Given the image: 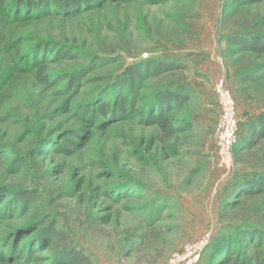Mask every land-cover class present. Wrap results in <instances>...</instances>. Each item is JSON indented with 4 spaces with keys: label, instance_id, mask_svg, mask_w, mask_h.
I'll return each instance as SVG.
<instances>
[{
    "label": "rangeland",
    "instance_id": "374dc122",
    "mask_svg": "<svg viewBox=\"0 0 264 264\" xmlns=\"http://www.w3.org/2000/svg\"><path fill=\"white\" fill-rule=\"evenodd\" d=\"M11 2L0 0V69L6 71L0 75V191L30 192L35 199L23 205L0 194V264H56L59 251L71 248L91 264H166L187 243L206 238V249L228 229L239 241V227L264 229V195L235 207L228 202L232 185L252 167L233 155L229 172L220 167L214 138V85L221 75L238 133L264 115V78L243 84L240 77L244 65L262 64L264 56L235 54L224 39L244 23L264 34V1L241 7H226V0L115 1L34 21H11ZM41 43L75 49L74 59L28 58ZM109 53L114 60L89 65L91 56ZM149 59H174L181 68L138 81L134 115L101 126L77 116V107L104 89L106 77ZM15 64L27 72L17 78ZM64 74L80 77L78 87L58 83ZM164 87L189 96L180 111L169 112L171 137L147 124L158 116L155 102ZM117 92L106 104L128 88ZM21 157L24 164L16 166ZM151 213L154 225L146 227ZM51 222L58 238L39 246V232ZM254 252L246 251L249 257ZM208 253L200 264H208Z\"/></svg>",
    "mask_w": 264,
    "mask_h": 264
},
{
    "label": "trees",
    "instance_id": "16d2710c",
    "mask_svg": "<svg viewBox=\"0 0 264 264\" xmlns=\"http://www.w3.org/2000/svg\"><path fill=\"white\" fill-rule=\"evenodd\" d=\"M115 1L123 3L141 1L150 5H156L177 0H12L9 14L11 16V21H34L47 15L66 17L81 12L99 10ZM263 1L264 0H226V7H228L229 4L235 7L254 5ZM2 17L4 20L6 15ZM238 27L240 28L239 30L224 37L227 44L237 50L234 53H249L257 57H263L264 34L260 33L257 25L252 27L244 23ZM56 46L58 45L41 43L37 45V47L35 46L33 49L29 50L27 57H42L41 63L45 61L43 60L45 58H48L49 61L52 58L58 59L61 56L71 60L74 59L72 53L76 51L75 49H70L67 46L60 48ZM107 60H114V58L111 54L109 56H91L89 65H98ZM21 63L23 66L28 64L26 60ZM178 63L179 62L174 59H158V61L149 59L135 65L127 66L122 73L117 74L113 78H111V76L106 77L104 89H102L89 103L79 105L76 111L77 116L87 123L101 126V124H105L109 120L116 121L117 119H124L134 115V104L131 100L138 81L144 76L158 75L159 77L162 74L176 71L181 68V65H178ZM243 68L240 76L243 84L252 83L258 81V79L264 78V63L258 65L247 64L244 65ZM11 70L17 74V78L27 72V69L22 66H17L16 64ZM5 72L6 71L3 69H0V75L5 74ZM8 72L11 73L10 71ZM42 72L43 68L38 69L36 73L37 78L40 77ZM78 78L80 77L76 74H64L58 77V83L69 81L67 88H77L78 85L76 86L75 83H77ZM125 87L128 88L126 96H122L106 104L105 99H108L109 95ZM118 94H120V92H117V95ZM129 97L130 99H128ZM188 101L189 96L187 94L172 87H164L162 90L158 91V101L155 102L158 104V116L150 117L147 124L158 125V129L163 131L166 137H171L175 131L172 127V116L169 115V112L180 111ZM42 142L41 140L37 142L34 151L35 154L38 153V155H40L42 148L40 145ZM66 146H68V144L65 145V148H67ZM255 148H257V154L250 157V152ZM232 155L235 157L236 162L245 163L246 165L249 164L248 166L252 167L253 170L250 174L242 175L241 178L232 185L229 191L228 202L231 207H235L239 205L242 199H255L264 195V115H258L244 125L242 133H238L237 142L232 149ZM24 162L25 159L21 157L16 161V166H22ZM0 194H3L5 199H11L23 205H29L31 201L35 199L33 193L25 191L14 193L1 190ZM119 197H122V195L120 194ZM23 205L21 209L24 207ZM242 215L245 216L246 214L243 213ZM153 218L154 215L151 213L146 227L154 225L155 221H152ZM39 223L37 227L44 224L42 221L40 225ZM237 231V236H241L243 241H239L228 229L225 234L213 240L212 243L206 247L203 256L206 252H209L208 264H264V250L262 252L259 250L264 243V229L247 226L239 227ZM133 233L134 231H132L126 239L127 245L128 242H132L130 239ZM144 237L138 238L139 240H143ZM56 238H58L57 229L51 222L39 232L37 244L40 246L48 239L56 241ZM250 248L255 250L252 257H249L246 253ZM126 252V254H130L131 252L128 247L126 248ZM58 255L56 264H91L88 257L84 256L82 252L72 248L68 250L61 249Z\"/></svg>",
    "mask_w": 264,
    "mask_h": 264
},
{
    "label": "built area",
    "instance_id": "2783aa9c",
    "mask_svg": "<svg viewBox=\"0 0 264 264\" xmlns=\"http://www.w3.org/2000/svg\"><path fill=\"white\" fill-rule=\"evenodd\" d=\"M225 80L224 75H221L214 85L219 109L214 138L218 163L229 172L232 167V149L238 138V120ZM207 242L206 238H202L185 244L179 252L171 255L166 264H200Z\"/></svg>",
    "mask_w": 264,
    "mask_h": 264
}]
</instances>
